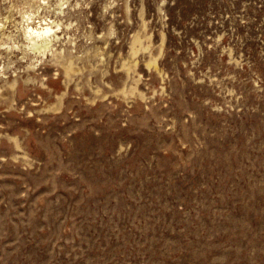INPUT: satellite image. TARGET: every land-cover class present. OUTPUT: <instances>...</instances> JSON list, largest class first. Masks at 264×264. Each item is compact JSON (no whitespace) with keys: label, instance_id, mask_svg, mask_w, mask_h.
<instances>
[{"label":"rangeland","instance_id":"374dc122","mask_svg":"<svg viewBox=\"0 0 264 264\" xmlns=\"http://www.w3.org/2000/svg\"><path fill=\"white\" fill-rule=\"evenodd\" d=\"M0 264H264V0H0Z\"/></svg>","mask_w":264,"mask_h":264},{"label":"bare ground","instance_id":"6f19581e","mask_svg":"<svg viewBox=\"0 0 264 264\" xmlns=\"http://www.w3.org/2000/svg\"><path fill=\"white\" fill-rule=\"evenodd\" d=\"M51 31H55V30H53L52 26L49 24L40 25L37 27L28 26L27 34H28V38L32 42L34 48H35V46L37 48H38V46L39 47L43 46V48H44V46H47L48 41H50L48 37H49Z\"/></svg>","mask_w":264,"mask_h":264}]
</instances>
